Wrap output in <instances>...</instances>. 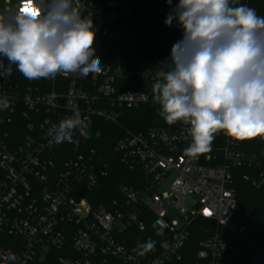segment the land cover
Masks as SVG:
<instances>
[{"label": "built area", "instance_id": "1", "mask_svg": "<svg viewBox=\"0 0 264 264\" xmlns=\"http://www.w3.org/2000/svg\"><path fill=\"white\" fill-rule=\"evenodd\" d=\"M76 3L96 36L135 41L131 0ZM162 63L101 66L95 78L57 74L51 85L19 83L13 70L0 75V254L12 251L16 264H264V216L238 213L235 186L244 170L243 180L264 192V139L236 142L220 132L210 152L191 158L190 126L180 121L161 117L164 126L138 133L123 126L126 112L159 107L145 87ZM130 83L136 87L126 89ZM77 112L89 133L97 121L119 127L113 147L69 157L74 143H54L49 129ZM117 161L136 183L110 199ZM158 219L167 225L159 236ZM149 239L154 250L133 251Z\"/></svg>", "mask_w": 264, "mask_h": 264}, {"label": "clouds", "instance_id": "2", "mask_svg": "<svg viewBox=\"0 0 264 264\" xmlns=\"http://www.w3.org/2000/svg\"><path fill=\"white\" fill-rule=\"evenodd\" d=\"M173 21L183 37L156 68L151 91L166 123L190 126L184 155L210 152L220 132L236 142L264 139V16L239 0H179L165 24ZM95 42L92 18L82 17L76 0H19L0 15V75L10 76L15 65L29 80L77 72L95 78L102 71ZM76 133L90 137L78 112L48 131L54 143L78 147ZM166 227L162 219L153 224L157 236ZM154 248L149 239L133 251L142 256ZM17 259L12 251L0 254V264Z\"/></svg>", "mask_w": 264, "mask_h": 264}, {"label": "trees", "instance_id": "3", "mask_svg": "<svg viewBox=\"0 0 264 264\" xmlns=\"http://www.w3.org/2000/svg\"><path fill=\"white\" fill-rule=\"evenodd\" d=\"M179 0H172V5L167 0H131L135 14V25L137 35L134 42L129 44H118L107 41L103 37L96 36L93 45L95 54L101 58V66L123 67L131 70L141 67L151 60L166 62L170 59L173 45L183 37L182 29L173 21L172 26L165 24V19L171 8L178 4ZM239 3L254 8L259 16H264V0H239ZM5 64H7L6 58ZM13 78L19 83H26L25 78L15 67ZM36 80V79H33ZM51 85V78H41ZM128 84L125 88H135ZM152 83L145 87L151 90ZM159 107L156 105H145L140 109L131 110L125 113L123 126L132 132L138 133L153 126H164L160 122ZM100 135L97 137L96 133ZM121 129L117 126L103 121H97L94 130L88 139L79 137V146L71 147V155L76 156L91 149L107 151L113 147L116 140L121 136ZM244 170L235 172V186L237 189L238 213L241 216H249L252 221H258L264 216V192L254 189L249 183L243 180ZM136 183V175L130 172L120 161H117L112 175L107 181L105 192L111 198L116 197L117 189L121 185H133Z\"/></svg>", "mask_w": 264, "mask_h": 264}, {"label": "rangeland", "instance_id": "4", "mask_svg": "<svg viewBox=\"0 0 264 264\" xmlns=\"http://www.w3.org/2000/svg\"><path fill=\"white\" fill-rule=\"evenodd\" d=\"M18 4H19V0H0V15H3L6 9L14 10Z\"/></svg>", "mask_w": 264, "mask_h": 264}]
</instances>
